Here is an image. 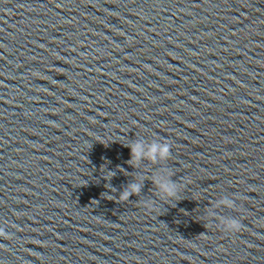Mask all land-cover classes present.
I'll use <instances>...</instances> for the list:
<instances>
[{"label": "water", "instance_id": "water-1", "mask_svg": "<svg viewBox=\"0 0 264 264\" xmlns=\"http://www.w3.org/2000/svg\"><path fill=\"white\" fill-rule=\"evenodd\" d=\"M0 264H264V0H0Z\"/></svg>", "mask_w": 264, "mask_h": 264}, {"label": "clouds", "instance_id": "clouds-1", "mask_svg": "<svg viewBox=\"0 0 264 264\" xmlns=\"http://www.w3.org/2000/svg\"><path fill=\"white\" fill-rule=\"evenodd\" d=\"M129 157L132 161L140 159H147L152 162L167 160L169 156V147L167 143L151 142L145 143L143 141H136L128 144ZM158 193L162 198H174L177 191V186L167 180L166 174L162 176L153 177ZM140 190V184L130 183L119 194L120 200H127L130 195H135ZM234 199L227 195H221L213 204V208L232 209L234 207ZM145 207L153 209L151 202H145ZM207 215L214 217L217 221V227L221 228L226 233L236 232L240 228V223L237 219L228 216H214L213 212L209 210Z\"/></svg>", "mask_w": 264, "mask_h": 264}]
</instances>
